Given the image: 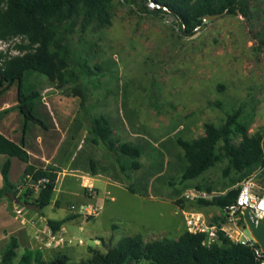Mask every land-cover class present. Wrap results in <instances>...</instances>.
<instances>
[{
    "label": "rangeland",
    "instance_id": "374dc122",
    "mask_svg": "<svg viewBox=\"0 0 264 264\" xmlns=\"http://www.w3.org/2000/svg\"><path fill=\"white\" fill-rule=\"evenodd\" d=\"M246 6L248 18L239 13H223L202 20L196 33L183 36L170 12H158L153 4L143 0H112L107 25L82 28L75 24L66 33L72 63L85 66L78 69L77 79L69 80L59 89L52 86L42 95L59 96L65 101L62 108L65 106L66 111L75 112L82 120L77 146L88 135L90 119L99 113L114 116L118 109L124 126L112 127L116 144L140 134L163 151L158 139L165 138L172 144L177 136L197 137L203 133V122L220 125L225 114L237 107L241 108L239 121L246 125L247 133L261 132L264 145V0H246ZM8 38L17 44L26 43L22 35ZM75 82L85 92L81 106L78 96H73L70 90ZM232 140L237 142L239 137L233 136ZM94 149L102 163L113 161V155L101 144L94 145ZM157 149L137 158L140 164L137 170H121L115 165V174L120 179L117 184L107 170L94 175L97 178L94 183L87 181L90 185H83L85 179L78 178L76 196L60 191L59 183L54 186L52 200L41 213L50 219H59L67 211L77 215L74 222L67 223L74 225L76 237L82 240L77 243L74 238L70 243L77 244V253L67 256L70 264L87 261L94 251H104L132 228L143 240L175 238L185 228L187 212L200 213L205 224L214 218L219 224L220 218L226 221L218 207L203 205L198 200L239 186L227 159L220 158L193 179L181 180L170 170L161 178L145 176L150 166L157 165ZM137 175L146 180L153 199L141 198L124 189L130 178ZM253 180L259 188L255 176ZM85 186H90V190ZM172 190L178 193L168 200L167 193H173ZM258 190L264 194V190ZM112 196L115 199L111 200ZM99 198L101 208L92 216L70 209L71 205L78 208L87 202L95 204ZM170 207L176 210L175 215ZM162 227L165 228L158 230ZM108 234H112V240L107 239ZM94 238L99 242H93ZM22 250L17 249V257L11 264H17ZM50 255V252L42 254L44 259Z\"/></svg>",
    "mask_w": 264,
    "mask_h": 264
},
{
    "label": "trees",
    "instance_id": "16d2710c",
    "mask_svg": "<svg viewBox=\"0 0 264 264\" xmlns=\"http://www.w3.org/2000/svg\"><path fill=\"white\" fill-rule=\"evenodd\" d=\"M112 0H0V38L22 35L25 44L16 47L24 52L0 60V94L11 84H16V103L9 108L16 109L22 116L23 124L34 123L42 128L44 121L33 112V104L41 98L37 89L23 90V76L26 71H34L44 75L55 88H61L69 80L77 79L78 69L85 68L81 63L74 64L70 59L69 46L66 42L68 33L75 24L82 28L94 25L103 27L110 22V4ZM151 3L158 12H170L178 24V31L183 36L196 33L205 15L235 14L248 18L246 0H143ZM73 96H78L79 106L85 101L83 88L75 82L70 88ZM116 115L99 113L90 119L88 135L83 137L84 143L101 144L116 158L129 159L120 164V169L137 170L140 167L137 158L150 155L158 146L151 145L146 137L134 135L131 140L116 144L112 136V127H123V121ZM241 108L237 107L225 114L220 125L205 121L202 123L203 134L184 139L179 136L167 143L165 138L158 139L162 150H158L156 167H149L145 176L161 178L167 171H174L181 180L193 179L210 168L220 158L225 157L228 168L236 174L235 182L249 176H255L259 188L264 190V145L262 134L254 131L247 133L246 125L239 121ZM82 120L77 116L65 137H71L72 131L77 133ZM24 133V126L22 128ZM233 136L239 140L234 142ZM0 154L14 156L25 163L21 175L16 182L8 179L9 160L0 167L2 184L0 199H6L9 205L15 204L40 210L49 204L54 184L59 171L51 162L44 166H34L27 162L28 154L21 143H16L0 133ZM167 156V158H165ZM125 162V161H124ZM87 166L95 171L97 162L92 152L79 148L73 156L70 166L77 169ZM101 171L108 167L101 166ZM143 174V173H142ZM143 179V180H142ZM130 192L147 194V182L140 175V181L130 182ZM34 190L36 193L33 195ZM239 186L230 187L225 192L213 195L209 199H200L203 205L218 207L223 215L228 205L235 201ZM173 190V195L177 194ZM72 216L60 220H46L52 229ZM220 221H223L220 218ZM217 225L216 218L213 219ZM205 234L189 232L185 228L175 237L160 236L143 240L140 233L120 237L105 251H94L92 256L79 264H258L250 247L235 243L225 237L219 230L217 240L205 244ZM17 238L13 235L0 251V264H11L17 257ZM17 264H70L65 253L56 252L44 259L39 249L24 248L17 258Z\"/></svg>",
    "mask_w": 264,
    "mask_h": 264
},
{
    "label": "crops",
    "instance_id": "0c3cea01",
    "mask_svg": "<svg viewBox=\"0 0 264 264\" xmlns=\"http://www.w3.org/2000/svg\"><path fill=\"white\" fill-rule=\"evenodd\" d=\"M32 80L33 83L28 81ZM54 86L48 79L37 72L34 71H26L23 76V90L28 91L32 88L37 89L41 98L33 104V112L36 116L41 118L45 127L42 128L34 123L26 122L23 124L22 116L19 112L10 108L5 112L0 113V133L4 135L6 138L16 142L21 143L28 154L27 162L34 166H44L45 164L51 162L52 164L58 166L59 171L57 172V177L54 186L59 183L60 191L65 192L66 195H77V180L78 178L85 179V184L88 182L94 183L97 178L94 177L97 173H105L107 170L110 171V176L114 180V184L116 182H120L119 176L115 173V165L120 169V164L124 166V163H128V159L126 158H116L113 154V161L102 163L101 160L96 156L94 145L92 143H84L83 138L81 139V145H76V137L77 133L72 131L71 137H65V133L71 127L73 122V118L76 117V113H71L70 111L65 110V106L62 108L61 103H65L64 100H61L59 96H44L42 95L47 89H50ZM16 103V84H11L3 93L0 94V110L4 108L12 107ZM24 126V133L22 132V128ZM203 134V133H202ZM201 134V135H202ZM136 135V134H135ZM140 135V134H137ZM144 136V135H142ZM200 136V135H199ZM86 148L92 152V158L97 162L95 167V171L91 172L89 168L83 165V168L77 169V166L71 168L70 162L77 152L79 148ZM110 154V153H109ZM8 159L9 160V169H8V179L11 182H16L19 176L22 173V170L25 166V163L21 160L17 159L14 156L7 157L4 154H0V167L3 162ZM125 161V162H124ZM106 166L108 169L106 171H101L100 167ZM90 173L92 175L85 176L80 174ZM90 179V180H89ZM140 181V175L132 176L130 178V182ZM106 183V182H105ZM2 184L1 175H0V186ZM129 184H127L124 188L128 192ZM90 190V186H85ZM173 191V190H172ZM131 194H135L141 198H150L154 197L150 193V189L147 188V194H139L136 192H130ZM174 197L173 193H167V199L172 200ZM95 199V198H93ZM115 199L113 196L111 200ZM52 200V198H51ZM50 200V202H51ZM49 202V203H50ZM163 202V201H161ZM165 202V201H164ZM169 202V201H167ZM166 202V203H167ZM95 204H102V199L99 198L98 201H95ZM48 205V204H47ZM53 205V204H52ZM17 207V205L12 204L9 205V202L6 199H0V251L3 249L5 244L7 243L9 236L13 235L17 238L18 248H29V249H39L42 254L45 252H50L51 255H54L56 252L65 253L67 256L69 253L75 254L77 253V244L76 246H71L70 243H63L61 245H53L50 247H46L43 245V240L46 238V233L48 230L52 232H56L61 234L64 237H69L74 240V238L80 239L76 237L75 231L73 229V224H67L68 222H74L77 219V215H72L71 212L67 211L61 218L59 219H50L47 215L41 213L40 210H35L30 207H22L20 206V214H14L12 209ZM45 207V206H44ZM58 207V206H57ZM172 213L175 215L176 210L171 208ZM170 212V211H169ZM162 213V212H161ZM192 213L194 216L198 217L201 222L204 223L203 219L200 218V213L197 212H187ZM186 213V214H187ZM185 214V215H186ZM72 216V218L65 220L58 229L52 230L46 223V220H60L67 216ZM220 224L225 222L220 221ZM134 223V222H132ZM207 225L216 224L215 222H208ZM73 225V226H72ZM217 225V224H216ZM115 227V226H113ZM132 228V227H131ZM165 227H162L158 230H162ZM135 228L130 229L127 235L136 234ZM122 237V236H121ZM120 238V237H119ZM119 238L115 241L111 242L110 246L113 245ZM107 239L112 240V234H108ZM81 240V239H80ZM82 242V240H81ZM93 242H99L98 238H94ZM64 246V250H60V247ZM96 247V246H95ZM95 250V248H94ZM105 251V250H104ZM49 257V258H50Z\"/></svg>",
    "mask_w": 264,
    "mask_h": 264
},
{
    "label": "built area",
    "instance_id": "2783aa9c",
    "mask_svg": "<svg viewBox=\"0 0 264 264\" xmlns=\"http://www.w3.org/2000/svg\"><path fill=\"white\" fill-rule=\"evenodd\" d=\"M8 37L0 38V60L9 58L13 55H20L24 52V50H20L16 47L17 43L12 40V38ZM258 189L252 175L241 180L235 201L225 209V223L207 225L201 222L194 214L187 213L184 216L185 229L189 232L204 233L205 239L203 242L205 244L217 240V232L220 230L222 234L231 241L250 247L257 263L264 264V251L252 237L242 218V210L244 208H249L257 219L264 221V194ZM100 208V204H93L90 202L84 203L78 206V208L74 205L70 206V209L75 212L78 211L83 216H92L96 214ZM12 211L14 214H20L21 212L19 207L13 208ZM71 242V238L64 237L59 233L48 230L46 238L43 240V245L50 247L63 243L69 244ZM76 242L81 243V240L77 239Z\"/></svg>",
    "mask_w": 264,
    "mask_h": 264
},
{
    "label": "water",
    "instance_id": "95a60500",
    "mask_svg": "<svg viewBox=\"0 0 264 264\" xmlns=\"http://www.w3.org/2000/svg\"><path fill=\"white\" fill-rule=\"evenodd\" d=\"M218 16V13L205 15L202 20H210ZM242 218L250 234L264 251V221L257 219L249 208L242 210Z\"/></svg>",
    "mask_w": 264,
    "mask_h": 264
}]
</instances>
